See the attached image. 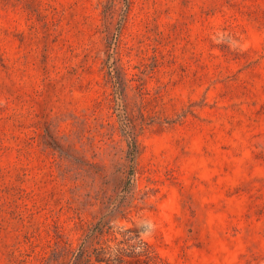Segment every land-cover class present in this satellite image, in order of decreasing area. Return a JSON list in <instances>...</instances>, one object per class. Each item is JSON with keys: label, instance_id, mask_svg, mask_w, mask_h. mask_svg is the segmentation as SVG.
I'll use <instances>...</instances> for the list:
<instances>
[{"label": "rangeland", "instance_id": "374dc122", "mask_svg": "<svg viewBox=\"0 0 264 264\" xmlns=\"http://www.w3.org/2000/svg\"><path fill=\"white\" fill-rule=\"evenodd\" d=\"M0 264H264V0H0Z\"/></svg>", "mask_w": 264, "mask_h": 264}, {"label": "trees", "instance_id": "16d2710c", "mask_svg": "<svg viewBox=\"0 0 264 264\" xmlns=\"http://www.w3.org/2000/svg\"><path fill=\"white\" fill-rule=\"evenodd\" d=\"M122 263V261H120Z\"/></svg>", "mask_w": 264, "mask_h": 264}]
</instances>
